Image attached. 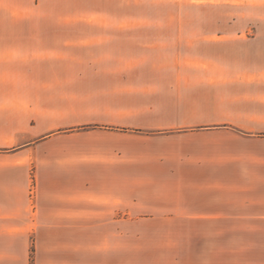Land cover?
Returning a JSON list of instances; mask_svg holds the SVG:
<instances>
[{
	"label": "crops",
	"instance_id": "0c3cea01",
	"mask_svg": "<svg viewBox=\"0 0 264 264\" xmlns=\"http://www.w3.org/2000/svg\"><path fill=\"white\" fill-rule=\"evenodd\" d=\"M89 2L0 19V264H132L133 221L264 264V19L197 15L264 0Z\"/></svg>",
	"mask_w": 264,
	"mask_h": 264
},
{
	"label": "rangeland",
	"instance_id": "374dc122",
	"mask_svg": "<svg viewBox=\"0 0 264 264\" xmlns=\"http://www.w3.org/2000/svg\"><path fill=\"white\" fill-rule=\"evenodd\" d=\"M90 1V0H88ZM87 0H0V19H27V20H59L78 19V11H86L91 8ZM141 1V0H134ZM142 3L138 4L141 5ZM136 6L142 12L145 7ZM237 12L235 7L222 10L220 7H207L198 9V14L203 19H246L260 16L264 19V7L249 8ZM255 11H251V10ZM10 11L15 16L10 17ZM244 16L241 18V16ZM90 19H94L93 16ZM127 222V228L130 226ZM124 227L118 225L119 227ZM209 228L220 230V222H174V221H133L130 259L132 264H172L177 256H183L185 263L204 264L211 255L219 257V238L214 236L192 237L182 231L190 228ZM128 242V238H127ZM180 245H186L185 251H179ZM176 246V247H175ZM218 251V252H217ZM194 260V263L192 262ZM117 261L124 263V253L118 252Z\"/></svg>",
	"mask_w": 264,
	"mask_h": 264
}]
</instances>
